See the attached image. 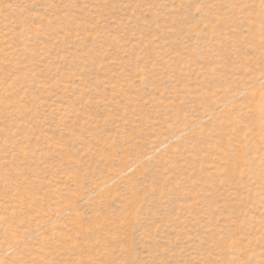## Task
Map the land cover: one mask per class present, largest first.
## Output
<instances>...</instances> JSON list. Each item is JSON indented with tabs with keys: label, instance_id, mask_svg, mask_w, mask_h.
Segmentation results:
<instances>
[{
	"label": "rangeland",
	"instance_id": "1",
	"mask_svg": "<svg viewBox=\"0 0 264 264\" xmlns=\"http://www.w3.org/2000/svg\"><path fill=\"white\" fill-rule=\"evenodd\" d=\"M0 264H264V0H0Z\"/></svg>",
	"mask_w": 264,
	"mask_h": 264
}]
</instances>
